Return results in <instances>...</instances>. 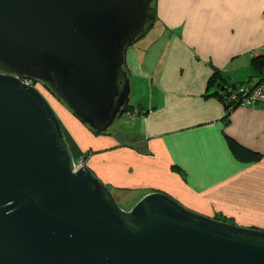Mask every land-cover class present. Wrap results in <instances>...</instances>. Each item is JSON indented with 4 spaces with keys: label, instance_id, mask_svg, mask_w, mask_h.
I'll return each mask as SVG.
<instances>
[{
    "label": "water",
    "instance_id": "1",
    "mask_svg": "<svg viewBox=\"0 0 264 264\" xmlns=\"http://www.w3.org/2000/svg\"><path fill=\"white\" fill-rule=\"evenodd\" d=\"M154 0H0V264H264V229L160 191L124 209L75 157L43 82L107 132L132 88L125 53Z\"/></svg>",
    "mask_w": 264,
    "mask_h": 264
},
{
    "label": "crops",
    "instance_id": "2",
    "mask_svg": "<svg viewBox=\"0 0 264 264\" xmlns=\"http://www.w3.org/2000/svg\"><path fill=\"white\" fill-rule=\"evenodd\" d=\"M156 8L168 42L125 53L132 92H148L137 105L131 93L133 111L120 115L135 126L96 134L45 94L75 160L89 153L86 166L133 205L160 191L205 215L264 229V107L227 112L223 101L224 83L264 78L251 67L264 48V0H157Z\"/></svg>",
    "mask_w": 264,
    "mask_h": 264
},
{
    "label": "built area",
    "instance_id": "3",
    "mask_svg": "<svg viewBox=\"0 0 264 264\" xmlns=\"http://www.w3.org/2000/svg\"><path fill=\"white\" fill-rule=\"evenodd\" d=\"M264 53L263 50L256 51L254 54L259 55ZM22 80L29 85L38 88L44 95L45 89L40 81L32 77H23ZM223 101L226 106L227 112L237 106H261L264 107V83H248L240 85H231L224 87ZM86 165L85 155L80 160H75L76 169Z\"/></svg>",
    "mask_w": 264,
    "mask_h": 264
},
{
    "label": "rangeland",
    "instance_id": "4",
    "mask_svg": "<svg viewBox=\"0 0 264 264\" xmlns=\"http://www.w3.org/2000/svg\"><path fill=\"white\" fill-rule=\"evenodd\" d=\"M154 4L157 6V0H154L153 5ZM166 41L168 42L167 35L162 31V29L160 28V25H158L157 22H155V24L151 28H149L146 31V33L143 36L140 37V39H138L136 42L133 43L132 47L133 48H137V49L140 48V49L143 50V47H149L151 44H154V43L166 44ZM254 52L256 53V51H254ZM41 83L43 84V82H41ZM147 85H148V83L145 84V87ZM143 86H144V84H143ZM133 89H134V91L132 92V97L130 99L131 103H134V104L137 103L139 98L143 99L148 94V92H146L144 90L142 91L138 87L133 88ZM46 90L48 91V89H46ZM45 94L48 95V96H53V97L56 98V95L51 90H49V93L45 91ZM143 101H144V99H143ZM135 105H137V104H135ZM135 124H137V123L133 122L132 118H129V117L125 116V115L124 116L122 115V116H119L115 120L114 124L109 129H110L111 132L112 131L118 132V127H120L121 130H122L123 128H127L126 126H128V125L135 126ZM127 140H128V137H125L124 141H127ZM81 157H83V156H81ZM81 157H78V160H80ZM115 197H116V200L118 201L119 205L121 207H123L124 209H129V208H131L133 206V201L134 200H132V199L127 200L128 198L125 199L123 196L120 197L116 193H115ZM241 226H243V225H241Z\"/></svg>",
    "mask_w": 264,
    "mask_h": 264
},
{
    "label": "trees",
    "instance_id": "5",
    "mask_svg": "<svg viewBox=\"0 0 264 264\" xmlns=\"http://www.w3.org/2000/svg\"><path fill=\"white\" fill-rule=\"evenodd\" d=\"M155 5V4H154ZM155 24V22H153V23H150L148 26H147V30L149 29V28H151L153 25ZM143 36V35H142ZM251 67H252V69H253V72L255 73V74H257L258 76L260 75V76H263L264 75V53H260L259 55H257V56H253V58H252V60H251ZM215 75V78L217 79L218 77H220V75H218V73H215L214 74ZM221 82V84L222 83H224L223 82V80H221L220 81ZM264 83V78L262 79V81H260L259 83ZM231 85H233V84H229L228 82H226V83H224V87H226V86H231ZM46 86V85H45ZM234 86H235V84H234ZM47 87V86H46ZM47 89H48V91L50 90L48 87H47ZM60 100V99H59ZM132 106L130 105V102L128 101V103L125 105V107H124V111H127V110H129L130 112L131 111H133L132 109ZM88 126V125H87ZM62 128H63V126H62ZM89 128L94 132V133H96V134H99V133H106V132H98V131H95V130H93L90 126H89ZM63 131H64V129H63ZM229 144H230V146L233 148V150H235V154H237V156H238V149H239V147H238V149H237V144L235 143V141H233L232 139H229ZM91 153V152H90ZM88 155H89V153H87L86 154V156H85V158L87 159L88 158ZM215 218H217V219H220V220H224V221H229V222H233L234 223V221H233V219H230V218H228V217H226L224 214H222V213H217L216 215H215Z\"/></svg>",
    "mask_w": 264,
    "mask_h": 264
},
{
    "label": "flooded vegetation",
    "instance_id": "6",
    "mask_svg": "<svg viewBox=\"0 0 264 264\" xmlns=\"http://www.w3.org/2000/svg\"><path fill=\"white\" fill-rule=\"evenodd\" d=\"M42 85H43V88L45 89V91L49 93V91L46 90L47 87L45 86V84L43 83Z\"/></svg>",
    "mask_w": 264,
    "mask_h": 264
}]
</instances>
